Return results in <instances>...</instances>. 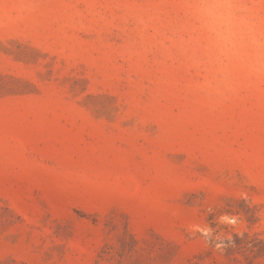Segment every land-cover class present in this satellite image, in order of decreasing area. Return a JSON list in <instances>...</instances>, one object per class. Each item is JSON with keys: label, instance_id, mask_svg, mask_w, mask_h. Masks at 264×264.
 <instances>
[{"label": "rangeland", "instance_id": "rangeland-1", "mask_svg": "<svg viewBox=\"0 0 264 264\" xmlns=\"http://www.w3.org/2000/svg\"><path fill=\"white\" fill-rule=\"evenodd\" d=\"M0 264H264V0H0Z\"/></svg>", "mask_w": 264, "mask_h": 264}]
</instances>
